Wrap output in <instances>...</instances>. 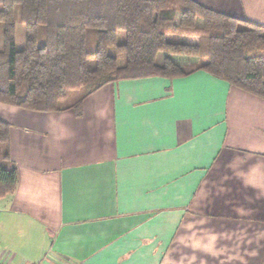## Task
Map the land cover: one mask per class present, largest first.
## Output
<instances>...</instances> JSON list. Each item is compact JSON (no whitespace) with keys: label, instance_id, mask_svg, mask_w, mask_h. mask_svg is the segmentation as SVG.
I'll list each match as a JSON object with an SVG mask.
<instances>
[{"label":"crops","instance_id":"1","mask_svg":"<svg viewBox=\"0 0 264 264\" xmlns=\"http://www.w3.org/2000/svg\"><path fill=\"white\" fill-rule=\"evenodd\" d=\"M192 1L264 26V0ZM0 120L18 174L0 264H264V100L196 71Z\"/></svg>","mask_w":264,"mask_h":264},{"label":"trees","instance_id":"2","mask_svg":"<svg viewBox=\"0 0 264 264\" xmlns=\"http://www.w3.org/2000/svg\"><path fill=\"white\" fill-rule=\"evenodd\" d=\"M16 20L25 28L20 51L15 50ZM197 21L207 33L199 45L167 41V31L193 28ZM0 23V103L5 105L80 115L84 99L105 86L196 71L264 100V26L192 0H0ZM121 31L125 39L118 44ZM111 49L124 55L123 65L109 54ZM160 54L165 56L159 63ZM172 57L197 62L181 66ZM78 91L68 100L70 92ZM9 129L0 120V200L15 192L18 181Z\"/></svg>","mask_w":264,"mask_h":264},{"label":"rangeland","instance_id":"3","mask_svg":"<svg viewBox=\"0 0 264 264\" xmlns=\"http://www.w3.org/2000/svg\"><path fill=\"white\" fill-rule=\"evenodd\" d=\"M170 7H176L177 9H180V7L175 6L172 2L169 3ZM17 17V15H16ZM2 33H3V24L0 23V51L3 49V43H2ZM166 39L169 42L172 43H181V44H192V45H199L201 43V40L204 36H206V32L203 30L202 28V23L200 21L196 22V25L193 28H178L177 31L175 32H170L167 31L166 33ZM118 38H117V42L118 44H121L124 42L125 39V34L124 32H118ZM25 46V28L24 25L19 23L18 20H16V33H15V50L16 51H20L24 48ZM94 47V42L93 40L90 41L89 43V49H92ZM109 54L112 56H115L117 58L118 61V65H123L124 64V55L123 54H116L114 49H111L109 51ZM165 55L160 54L157 57L158 62L160 63L162 61V58ZM173 61H175L176 63H178L181 66H187V65H193L194 63L197 62L196 59H192V58H182V57H172ZM82 93V91H78V92H70L68 95V100H72L77 98L80 94ZM1 229H5V234L8 231V226H6L5 224H0ZM10 230V229H9ZM11 232V231H10ZM18 232H15V234H11L10 236L7 235V237H13V238H18ZM3 242V240H2ZM5 243V242H4ZM12 246V249L16 252V254L13 256L14 260L12 258H10L12 260L13 263H16L21 256H19V252L23 253V251L21 249H19L15 243H11L10 244ZM14 253V252H12Z\"/></svg>","mask_w":264,"mask_h":264}]
</instances>
